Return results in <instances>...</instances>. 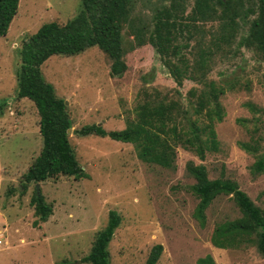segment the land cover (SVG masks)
<instances>
[{
	"label": "rangeland",
	"instance_id": "rangeland-1",
	"mask_svg": "<svg viewBox=\"0 0 264 264\" xmlns=\"http://www.w3.org/2000/svg\"><path fill=\"white\" fill-rule=\"evenodd\" d=\"M174 2L179 23H189L194 0H139L133 22L124 25L122 36L127 71L120 78L109 76L110 60L97 47L79 55L51 56L41 66L45 81L57 97L67 102L72 121L69 142L88 178L56 177L40 183L39 190L52 206V215L37 227L38 219L30 200L35 190L24 175L41 150L38 115L28 99L16 97L15 68L22 41L45 23L60 25L81 9L80 0H20L17 14L7 34L0 37V264H87L81 260L90 251L102 230L109 211L121 216V224L109 243L110 264H145L154 245L163 247L157 264H197L211 256L215 264H264L254 243L219 249L211 236L219 224L241 217L231 196L217 197L205 211V226L193 216L198 204L191 187L196 183L187 166L203 168L209 179H229L237 183L264 212V174L253 175L255 157L239 148L247 142V127L237 123L247 119L249 129L264 116L252 114L245 103L264 110V68L256 52L238 48L248 24L240 22L234 43L224 55H215L207 74L221 82L229 76L238 85L220 98L225 116L215 124L218 149L203 160L188 149L175 147L172 168L142 162L133 145L97 136L74 134L86 125H100L106 131L125 129L135 119L142 91H157L168 100L179 101L190 110L188 92L199 88L186 80L176 93V85L150 46L147 35L136 38L137 29L151 28L153 10ZM182 17V18H180ZM178 28L182 53L192 58L184 27ZM195 38L215 35L216 24L189 23ZM217 27V28H216ZM216 29V30H215ZM195 39V40H196ZM204 42V41H203ZM207 39H205V42ZM193 49H197L196 47ZM249 83L250 90L243 85ZM256 116V117H255ZM259 118V119H257ZM258 135L264 138L259 123ZM264 150V140L262 141ZM25 187V189L23 188Z\"/></svg>",
	"mask_w": 264,
	"mask_h": 264
},
{
	"label": "trees",
	"instance_id": "trees-1",
	"mask_svg": "<svg viewBox=\"0 0 264 264\" xmlns=\"http://www.w3.org/2000/svg\"><path fill=\"white\" fill-rule=\"evenodd\" d=\"M19 1L0 0V37L7 34L17 14ZM138 1L80 0V11L65 24L45 23L35 34L22 41L18 49L19 63L15 68L16 97L28 99L35 106L42 142L39 154L24 175L26 182H33L36 186L59 176L76 180L88 178L69 142L72 121L65 100L57 97L54 87L45 81L41 66L51 56L72 57L97 47L110 60L109 76L122 77L127 71L122 31L124 25L133 22V11ZM193 7L189 23L216 24L218 30L215 35L211 31L196 39L189 23L177 25L178 16L173 14L176 11L174 2L169 8H155L151 28H147V32L137 29L136 33V38L147 35L150 46L175 83L176 93L186 80L199 85V88H192L188 92L190 110H184L179 101L168 100L157 91L150 93L144 90V98L135 109V119L125 129L106 131L102 126L93 124L74 130L75 135L107 137L131 144L142 162L162 168L174 166L175 147L178 145L193 151L200 160L205 158L206 153L217 151L215 124L222 122L225 116L220 98L227 91L234 90L238 82L229 76L218 83L209 80L210 64L215 55H224L230 50L240 22L246 21L247 33L240 38L238 48L256 52L264 68V0H194ZM181 26L187 32L184 48H189L191 41L197 45V49L191 46L189 50L192 58L182 53V46L178 43L177 31ZM243 88L250 90L249 83H245ZM244 107L252 114L264 116V110L251 102L245 103ZM237 123L247 127L249 134V140L239 142L238 146L255 157L251 173L255 176L264 174V150L261 144L264 138L257 134L259 123L264 127V121L258 120L252 129L248 128L247 119H238ZM187 171L196 181L191 187L198 200L193 216L201 227L205 226V211L219 196H231L241 213L240 218L226 221L215 228L211 236L212 245L219 249H230L248 242L254 243L264 259V212L239 189L236 182L223 178L211 180L203 168H196L192 164L187 166ZM30 205L38 218L33 223L34 227L47 222L52 215V206L45 201L40 190H34ZM120 224L121 216L113 210L109 211L105 227L96 234L89 253L81 261L110 264L108 247ZM162 252V245H154L145 264H157ZM197 264L215 263L211 256H206L199 259Z\"/></svg>",
	"mask_w": 264,
	"mask_h": 264
},
{
	"label": "water",
	"instance_id": "water-1",
	"mask_svg": "<svg viewBox=\"0 0 264 264\" xmlns=\"http://www.w3.org/2000/svg\"><path fill=\"white\" fill-rule=\"evenodd\" d=\"M65 104L67 105V102H65ZM39 188H40V185L39 184H36V186H35L36 192L39 191Z\"/></svg>",
	"mask_w": 264,
	"mask_h": 264
},
{
	"label": "built area",
	"instance_id": "built-area-1",
	"mask_svg": "<svg viewBox=\"0 0 264 264\" xmlns=\"http://www.w3.org/2000/svg\"><path fill=\"white\" fill-rule=\"evenodd\" d=\"M0 245H1V241H0Z\"/></svg>",
	"mask_w": 264,
	"mask_h": 264
}]
</instances>
